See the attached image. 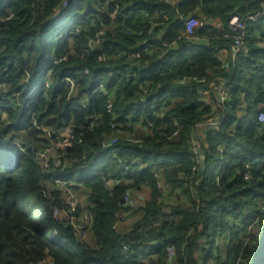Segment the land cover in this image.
<instances>
[{
  "label": "trees",
  "instance_id": "1",
  "mask_svg": "<svg viewBox=\"0 0 264 264\" xmlns=\"http://www.w3.org/2000/svg\"><path fill=\"white\" fill-rule=\"evenodd\" d=\"M110 1L119 9L113 18L103 7ZM263 4L184 0L166 7L167 18H153V10L165 7L159 0H0L4 133L24 142L23 135L32 136L38 146L49 142L35 126L74 137L58 152L59 164L52 161L43 171L26 145L23 152L0 136V264H167L168 248L171 264H197L199 253L212 264H264V126L255 116L256 103L264 102V18L249 23L245 50L234 61L229 41L211 29L199 32L211 38L208 44L179 41L168 51L142 50L136 60H98L130 52L160 32L173 41L187 17L225 27L232 16L255 14ZM222 52L226 67L218 59ZM223 83L230 97L218 105L213 87ZM163 95L167 111L155 118L149 107ZM92 116L101 122L90 129ZM168 118L178 125L169 139L174 126ZM210 119L220 125L205 131L199 174L192 170L190 139ZM119 132L126 137L103 149L102 139L119 138ZM56 180L84 201L76 215L91 217L94 246L54 217L63 190ZM145 189L142 216L119 233L120 213L132 207L122 197L129 194L131 201ZM219 237H225L222 249L215 245ZM125 245H133L128 253Z\"/></svg>",
  "mask_w": 264,
  "mask_h": 264
},
{
  "label": "built area",
  "instance_id": "2",
  "mask_svg": "<svg viewBox=\"0 0 264 264\" xmlns=\"http://www.w3.org/2000/svg\"><path fill=\"white\" fill-rule=\"evenodd\" d=\"M159 1H161V3H163L165 7H162L161 9L153 10L151 14L153 18H157L159 16H162L163 18H167L166 7L168 5L177 6L181 4L184 0H159ZM113 3L114 2L112 1L105 2L103 6L107 9L109 16H111L112 18L115 17L119 11L117 4L116 3L113 4ZM63 5L65 6L66 2H64ZM110 5H113L112 10H110V7H109ZM141 15L144 17H148L149 12L142 11ZM263 18H264V4L262 5V8L260 9V11L256 12L255 14H251L245 17L232 16L228 20L227 25L225 27L215 25L216 20H213V19L204 20L200 18L199 16L187 17L183 19V28L177 34L176 38L173 41L167 42L165 40H162V38L159 36L151 37L149 40H143L141 44L136 46L135 49L131 50L130 52H117L111 55H103V56H100L98 60L103 62L106 60H117L121 57H126L130 60H136L140 58L142 50L149 52L150 54H155L159 50L168 51V50L173 49L176 43L179 41L208 44L211 41V38L201 36L199 32L208 31L209 29H211L209 31H212L215 36H220L222 39L229 41V45H230L229 52H230L232 61H234L245 50L246 34H247L249 23L258 22ZM159 25H163V22L160 21L158 24H155L154 27H158ZM79 32H80V29H77L76 34ZM148 34H150V31ZM96 40H97V37L94 38V41H91V42L96 44ZM218 59L220 62H222L223 65H225L224 61L222 60V57ZM85 74H88V72L85 71ZM193 78L198 80L197 77H193ZM182 80H180L179 82H182ZM198 81H203V80H198ZM70 86L72 88L73 84L71 83ZM139 91L145 93L142 90V88H140ZM229 91H230V87L226 83L221 84L220 88L216 91V102L218 105H223L229 99L230 97ZM4 92H5L4 87L0 85V94ZM200 95L202 97V101L207 106H211V100L208 97V94L205 91H201ZM165 99H166V95H163L161 96L160 102L158 104L154 102L153 105L149 107V110H150L149 114L155 118H162L164 111L165 110L167 111V108L165 107ZM9 103L10 104L14 103V100L9 99ZM106 112L108 114H111L112 112V103L109 99L107 100ZM255 116H256V120L261 125L264 126V102L263 101H259L256 104ZM168 119L173 122V126H174L173 132L168 137L169 139V138H174L177 136L178 125L172 118H168ZM2 120L3 118L0 119V136H3L2 143L6 145H10L14 148L20 149L23 152L25 151L24 145H26L28 149L30 150V152L33 153V159L39 163L43 171L49 170L50 162L52 161L58 162V152L61 149L69 148L74 138L72 133L69 131H67L66 133L55 134L48 128L40 129L35 126L36 130L39 132L38 137L41 135V138L48 141L49 143L48 145H44V146L32 145V144L22 141L21 139H18V137L14 136L13 134H9V133L5 134L3 129L5 125L8 123H5L4 120L3 121ZM100 122H101V119L99 116L90 117V123H89L90 127L89 128L92 129L93 127L99 125ZM200 125L203 126L205 130L213 131L214 129L219 127L220 121L216 119H210ZM110 127H112V125H110ZM148 128L149 129L152 128L151 123H148ZM118 139H121V138H118L116 136H113L110 138L106 136L102 139L101 146L103 149H110ZM190 142L192 145V151L196 155L195 167H193L192 170L199 169L200 160H199V155H198V148L192 139H190ZM244 178L245 179L250 178V175L248 172L244 174ZM55 184L58 185L59 187L61 186L62 188L65 187V183L60 180H56ZM66 192L67 194H72L71 195L72 198L70 197L71 198L70 200H68L67 196L69 195L66 196ZM74 193L71 189L63 188V190L61 191V199H62L61 207L59 209H55L53 214L56 219L58 218L70 224L73 227L75 234L79 238H82L86 234L88 235L90 234L91 217L87 213H83L82 215H80L81 214L80 213L78 217L80 216L81 219L79 220V223L76 226H74L72 223L73 218L70 220L68 219L69 215H71V210L76 215L77 213L76 210H78L82 206L81 201H79L80 199L78 198L76 193L75 195ZM129 200H130L129 194H125L121 199V203L123 205H126V203L130 202ZM262 210H264V205L262 207ZM57 213L59 214L56 215ZM132 246L125 245L122 251L125 253H128L131 250ZM139 253L143 254L144 250L140 249ZM173 259H174V251L172 248H168L167 254H166V263L171 264ZM44 263L45 262L43 261L41 264H44Z\"/></svg>",
  "mask_w": 264,
  "mask_h": 264
},
{
  "label": "crops",
  "instance_id": "3",
  "mask_svg": "<svg viewBox=\"0 0 264 264\" xmlns=\"http://www.w3.org/2000/svg\"><path fill=\"white\" fill-rule=\"evenodd\" d=\"M215 25L222 26L218 22H215ZM161 34H162V32H160L158 34L159 37H160ZM228 53L230 54V52H228ZM221 55H222L221 56L222 60L224 61L225 64H227L226 60H225L227 58L226 57L227 56L226 53L222 52ZM220 86L221 85L215 86V87L212 86L214 88L215 97H216V91L220 88ZM205 131L206 130L201 125H198L196 127V129L193 131L194 136L196 137V141L199 143V145L204 142ZM25 139L28 140V141L38 142V140L35 139L32 136L25 137ZM191 139H192V135H191ZM193 142L195 143L194 140H193ZM165 193L166 192H164V195H165ZM148 195H149V191L147 189L137 193L136 197L134 199H131V201L129 202L132 207L120 213L119 221L117 222V225H116V228H117L119 233H125V232L129 231L132 228L133 224L142 216V211H141L140 208L144 205L145 200L148 199ZM82 238H83L82 241L87 243L89 246H94V240H93V238L90 235L87 236L86 238H84V237H82ZM221 246H222V248L224 247V245L222 243V240H221ZM222 248L219 247V249H222ZM199 256H200V253L197 256V260H196L197 264H207V263H209V260H207V261L203 260V255L201 257V260H200ZM151 257H153V256H151Z\"/></svg>",
  "mask_w": 264,
  "mask_h": 264
},
{
  "label": "rangeland",
  "instance_id": "4",
  "mask_svg": "<svg viewBox=\"0 0 264 264\" xmlns=\"http://www.w3.org/2000/svg\"><path fill=\"white\" fill-rule=\"evenodd\" d=\"M40 83H41V80H38V81L35 83V86H38ZM119 134H120V136H121V137H119V138H125V137H126V135H124L125 132H119ZM23 138L25 139L24 135H23ZM39 138L42 139V138H41V135L39 136ZM25 140H26V139H25ZM26 142L29 143V144H32V145H38V143L33 142V141H28V140H26ZM55 163L57 164V163H59V162H55ZM55 189H56V188H55ZM69 192H70V191H69ZM73 193H74V192H73ZM67 195H69V196H67ZM71 195H72V194H67V192H66V196H67L68 200H70V199L72 198ZM74 195H75V193H74ZM74 195H73V196H74ZM70 197H71V198H70ZM78 200H79V199H78ZM79 201H81V204L83 205L84 201H83L82 199H80ZM129 201H130V200H129ZM76 211H78V210H76ZM83 213H84V212H81L80 215H82ZM58 214H59V213H57L56 215H58ZM78 215H79V212H78ZM78 215H75L74 212H72V210H71V215H69V217H68L69 220L73 218L72 223H73L74 226L78 225L79 220L81 219L80 216L78 217ZM87 236H89V235L86 234V235L84 236V238H86ZM239 236H241V234H240ZM222 238H225V237H219V238L216 240V243H215L216 247H220V248H222V246H221V240H222ZM202 255L204 256L205 253H204V254L200 253V256H199L200 260H201ZM207 264H212V263L209 262V263H207Z\"/></svg>",
  "mask_w": 264,
  "mask_h": 264
},
{
  "label": "water",
  "instance_id": "5",
  "mask_svg": "<svg viewBox=\"0 0 264 264\" xmlns=\"http://www.w3.org/2000/svg\"><path fill=\"white\" fill-rule=\"evenodd\" d=\"M224 67H226V64L224 65ZM192 139L195 141V145L197 146L198 148V155H199V174L203 173L204 170H205V158H204V153L203 151L201 150L200 148V145L199 143L196 141V137L194 136V133L192 132Z\"/></svg>",
  "mask_w": 264,
  "mask_h": 264
}]
</instances>
